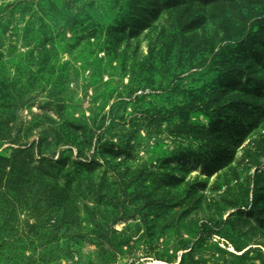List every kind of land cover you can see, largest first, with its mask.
Here are the masks:
<instances>
[{
	"label": "rangeland",
	"instance_id": "rangeland-1",
	"mask_svg": "<svg viewBox=\"0 0 264 264\" xmlns=\"http://www.w3.org/2000/svg\"><path fill=\"white\" fill-rule=\"evenodd\" d=\"M0 264H264V0H0Z\"/></svg>",
	"mask_w": 264,
	"mask_h": 264
}]
</instances>
